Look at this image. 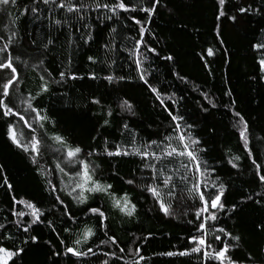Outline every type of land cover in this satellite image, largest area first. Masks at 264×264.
Instances as JSON below:
<instances>
[{
  "label": "snow or ice",
  "instance_id": "snow-or-ice-1",
  "mask_svg": "<svg viewBox=\"0 0 264 264\" xmlns=\"http://www.w3.org/2000/svg\"><path fill=\"white\" fill-rule=\"evenodd\" d=\"M38 2L40 0H33L34 6L25 7L18 15L26 16L30 11L34 21L40 20V10L35 6ZM42 3L53 6L44 17L51 20L50 28L68 30L67 42L76 52L94 40L95 26L88 22V14L95 12L96 25L107 28V37L101 45L106 58L88 56V66L99 67L77 74L69 57L63 65L64 70L58 69L57 79L45 63L57 42L49 34L42 40L43 48L37 62L31 65L33 72L40 73L38 90L25 96L20 67L27 69L30 65L22 58L23 53L13 47L22 38L15 30H10L6 37L0 35V40L4 41L0 46V126L10 145L24 154L42 184L39 198L21 195L10 182L5 166L0 164V190L8 205L7 215L0 222V264H22L34 247L44 246L48 249L46 264H88L92 257L98 264H148L151 257L143 254L137 242L148 241L152 234L138 237L132 233L130 245L122 247L112 230L108 212L114 209L121 217V227L127 231V225L140 223L136 196L139 193L145 203L150 201L148 212L174 220L177 214L173 202L178 191L185 193L182 216L191 226L189 235L180 238L179 247L172 245L174 250L155 255L187 257L194 259L195 264H264V162L258 163L260 157H254L250 121L238 105L231 81L221 78L225 84L222 95L227 97L223 103L212 92L199 87L192 89L202 98L203 102L196 101L200 112L211 114L210 109L223 107L230 113L231 127L237 134L243 157L232 155L227 164L239 171V162L242 158L248 159L252 179L247 183L261 189H253V193L246 195L239 204H233L227 212L228 185L207 159V142L197 133V122L185 115V96L159 86L157 61H163L168 74L178 82L189 84L186 76L176 68L178 57L162 38L163 30L157 32L152 27L155 18H162L164 13H168L169 19L177 15L169 6L171 0H42ZM16 5L17 0H0V12ZM54 11L64 13L63 18H55ZM211 11V46L201 48L196 55L207 76L215 78L214 69L210 67L213 59L230 63L231 52L224 38V26L245 25L249 23L248 17L255 15L261 17L256 23L260 25L259 33L264 34V0H260L259 6H254V0H211ZM174 24L176 34H184L188 27L187 21L182 19L175 20ZM193 29L199 32L195 25ZM75 32L81 35L75 37ZM249 45L254 67L248 79L252 91L259 96L257 103L264 105V35ZM166 50L167 54H162ZM121 55L123 62H119ZM118 69L125 74H120ZM105 71L108 74L99 75ZM86 78L106 81L111 86L137 83L143 86L167 121L163 135L156 133L157 138L144 140L128 123L127 117L137 115L130 98H121L115 108H105L107 101L103 95H94L89 101V109L97 106L100 110L92 113L93 117H99V128L96 129L98 135L92 136L90 143L84 145L66 134L48 135V125L55 129L57 121L51 118L46 107L40 106V99L49 94L53 86L64 87L69 81ZM81 115L87 116V113ZM114 115L121 119L116 126L119 139L103 134L111 127L110 118ZM255 139L264 144V137ZM45 149L54 157V168L49 166ZM114 158H135L136 169L129 178L120 174L117 164L102 167ZM113 179H118L122 187L116 188L109 182ZM249 202L257 205L255 210L261 212L251 223L252 235L260 237L255 251L245 247L244 234L239 231L242 224L226 227L221 215L224 213L229 219L236 217L242 221ZM4 212V208H0V214ZM45 229L48 239L44 238Z\"/></svg>",
  "mask_w": 264,
  "mask_h": 264
},
{
  "label": "trees",
  "instance_id": "trees-1",
  "mask_svg": "<svg viewBox=\"0 0 264 264\" xmlns=\"http://www.w3.org/2000/svg\"><path fill=\"white\" fill-rule=\"evenodd\" d=\"M86 2H91V0H86ZM259 4L260 0H254V6H259ZM33 6V0H17L16 6H8L5 12H0V35L6 37L10 34V30H15L18 37L22 38L18 39L13 47L23 53L22 58L28 60L30 65L27 69L23 66L20 67L21 88L25 96L29 92L38 90L37 83L40 73L38 71L33 72L31 65L37 62L36 58L43 48L42 40H45L49 34L57 42L45 63L48 70L57 79L59 78L58 69L64 70L63 65L67 63L69 57L73 60L72 68L77 74H84L92 71L95 67H99V65L88 66V56L91 55L98 59L106 58L101 45L107 37V28L104 25H96L95 12L88 14V22L95 26L94 40L90 42L89 46L81 47L76 52L67 42L68 30H52L50 28L51 20L44 19L45 16L49 15V9L53 7L52 5H44L42 0L35 5L40 10V20L34 21L30 11L26 16L18 15L23 12L25 7L30 9ZM169 6L175 9L177 15L169 19L168 13H164L162 18H155L152 27L157 32L163 30L162 38L167 45L171 46L172 51L178 57L179 63L176 68L186 76L189 84L185 85L178 82L175 77L168 74L164 62L157 61L160 73L159 86L185 96V115L190 120L197 122V133L202 141L207 142V159L217 169L221 180L228 185L229 190L226 193L227 212L230 211L233 204H239V201L246 195L253 193V189L255 191L261 189L247 183L252 179V167L248 159L242 158V161L239 162V171L232 169L227 164V159L232 155H242L243 157L237 134L231 127L230 113L226 112L223 107L210 109L211 114L200 112L196 101L201 100L203 102L202 98L192 89L199 87L202 90L212 92L223 103L227 97L222 95L225 84L221 82V78L226 77L231 81L230 86L238 97V105L250 121L253 139L251 146L255 149L254 157L258 155L260 157L258 163L264 162V144L255 139L256 137H264V105L257 103L259 96L252 91V85L248 79V74L254 67V58L249 42H255L261 35H264L259 33L260 25L256 23L261 17L255 15L248 17L249 23L242 26H224V38L231 52L230 63L224 64L219 58L213 59L210 67L214 69L215 78H211L201 67V62L196 55L201 51V48L211 46L213 40L211 0H171ZM53 15L55 18H63L64 13L54 11ZM177 19L185 20L188 23L184 34H176L174 31V21ZM193 25L199 28V32L194 31ZM80 35V32H75V37ZM34 40L36 41L35 44H33ZM3 43L4 41L0 40V46H3ZM161 47H165V45H161ZM162 54H167V50ZM119 62H123V55H121ZM117 71L120 74H125L120 69ZM106 74H108L106 71L99 72L100 76ZM114 87L116 88L115 91L113 90ZM61 93H66V95H61ZM94 95L104 96L105 101H107L105 108L109 106L115 108L116 103L121 98H130V102L134 103L137 113L135 117H127L130 127L138 132L144 140L157 138L156 133L163 135L167 121L163 119L162 110L156 102L149 98V93L143 86L138 83L111 86L107 85L106 81H91L87 78L69 81L64 87L53 86L52 91L40 99V106L46 107L51 118L57 121L55 129L48 125V135L66 134L84 145L90 143L91 137L98 135L96 129L99 128V123H97L99 117H93L92 113L100 110L97 106H91L90 109L88 106ZM253 97L255 99H252ZM12 98L15 101L14 93ZM81 113H87V116L81 115ZM110 119L112 121L111 127L103 134L110 138L119 139L116 126L121 123V119L116 115ZM25 131L27 130L25 129ZM45 156L49 160V166L54 168V157L47 149H45ZM102 159L107 160L108 158ZM99 162L98 160L97 163ZM0 164L5 166L10 182L21 195L37 198L42 195L40 178L32 171L24 154L10 145L4 135L3 126H0ZM110 164H117L120 174L129 178L136 169L137 161L135 158H114L103 164L102 167L108 168ZM53 178H55V174ZM109 182L113 183L116 188L122 187L118 179ZM136 196L140 223L127 225V231L121 227L120 215L114 209L108 212L112 230L118 236L120 246L127 248L130 245L133 238L132 233L138 237L151 233L152 237L148 241L140 240L137 242L142 246L143 254L151 257L148 264H195L194 259L189 260L187 257L169 258L155 255L166 250H174L172 245L179 247L180 238H186L189 235L191 226L184 222L187 218L182 216L184 211L182 198L185 193L177 192V198L173 202L177 214V219L174 220L164 218L162 214L148 212L150 201L145 203L144 198L139 193H136ZM0 208L5 210L3 214H0V222H2L8 209V205L4 202L2 190H0ZM256 208H258L257 205L249 202L248 207L244 208L242 221L236 217L229 219L226 214H221L226 221V227L231 228L235 223L242 224L239 231L244 234L246 249L252 251H255V246L260 243V237L252 235L251 230L252 221L261 215L260 211L255 210ZM48 237L49 233L45 229L44 238L48 239ZM47 258L48 249L46 246L34 247L27 254L22 264H46ZM125 259L128 257L125 256ZM88 264H98V261L92 257Z\"/></svg>",
  "mask_w": 264,
  "mask_h": 264
}]
</instances>
